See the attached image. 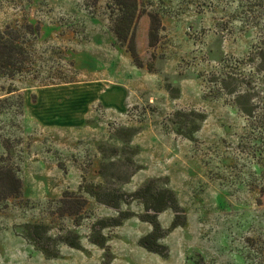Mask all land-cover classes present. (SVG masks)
I'll return each instance as SVG.
<instances>
[{
    "label": "rangeland",
    "instance_id": "1",
    "mask_svg": "<svg viewBox=\"0 0 264 264\" xmlns=\"http://www.w3.org/2000/svg\"><path fill=\"white\" fill-rule=\"evenodd\" d=\"M107 1L0 0V29L19 28L30 54L0 75V156L21 178L0 199V264H264V0H138L141 66ZM227 70L246 73L253 113L220 90ZM151 179L180 206L158 213L157 251L139 244L152 230L140 200L116 208L80 189Z\"/></svg>",
    "mask_w": 264,
    "mask_h": 264
},
{
    "label": "trees",
    "instance_id": "2",
    "mask_svg": "<svg viewBox=\"0 0 264 264\" xmlns=\"http://www.w3.org/2000/svg\"><path fill=\"white\" fill-rule=\"evenodd\" d=\"M107 6L112 8L113 11V27L112 30L121 44H124L133 58L136 65L141 66L143 64L136 47V25L139 15V3L138 0H108ZM150 25L148 30V44L153 47L159 36V30L161 28V21L156 12L149 13ZM31 27V24L27 25L26 28ZM26 39L24 34L19 28L7 25L5 28L0 29V75H6L14 77L26 69V63L29 60L30 54L26 47ZM260 56V65L257 66L259 70L264 71V47L260 49L258 53ZM150 71L154 70V63L150 62L147 64ZM246 75V73H245ZM245 75L242 72L227 70L225 71L224 79L219 80V88L230 95H237L234 102L240 106V108L246 113H253L252 107L250 106V87L241 88L244 83ZM247 76V75H246ZM240 78V79H239ZM249 104V106H248ZM253 106V105H252ZM264 114V109L262 110ZM128 141V139H125ZM116 152L117 149H111ZM108 156V155H107ZM132 162L131 157H127ZM107 167V165H105ZM104 171V170H103ZM129 175L125 176L122 180L127 181ZM21 189V178L18 175V168L16 166L6 163L4 156H0V199H6L11 196L17 195ZM80 189L85 193L94 196L98 201L111 204L118 208L120 201L123 200L124 196L131 197L132 199L140 200L144 205L145 212L141 214L142 220L148 221L152 225V230L139 240V244L147 248L148 250L157 251L152 246L146 243V239L153 238L158 240L163 236L162 227L157 219L158 213L162 212L166 208L170 207L174 211L178 212L180 206L177 202L174 192L168 187H160L155 179H151L144 183L142 186L137 188L134 192L126 193L119 189L111 188L108 189L103 183H84L80 186ZM128 213L122 212L118 217L110 219V223L101 221L102 227L108 225L120 224L122 219L125 218ZM181 222H177V219L172 222L171 227L180 225ZM36 228L30 230V234H40ZM41 228H43L41 226ZM76 238V239H75ZM66 237L62 240L66 244L79 248L80 243L78 237ZM104 245V241L99 242Z\"/></svg>",
    "mask_w": 264,
    "mask_h": 264
}]
</instances>
